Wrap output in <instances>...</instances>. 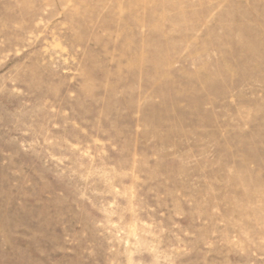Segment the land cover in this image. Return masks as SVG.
Here are the masks:
<instances>
[{
    "label": "rangeland",
    "instance_id": "obj_1",
    "mask_svg": "<svg viewBox=\"0 0 264 264\" xmlns=\"http://www.w3.org/2000/svg\"><path fill=\"white\" fill-rule=\"evenodd\" d=\"M0 264H264V0H0Z\"/></svg>",
    "mask_w": 264,
    "mask_h": 264
}]
</instances>
